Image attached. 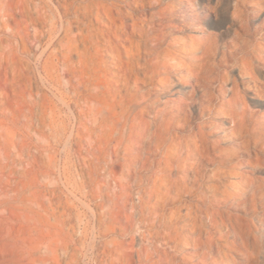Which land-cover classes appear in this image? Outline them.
Instances as JSON below:
<instances>
[{
  "label": "rangeland",
  "instance_id": "rangeland-1",
  "mask_svg": "<svg viewBox=\"0 0 264 264\" xmlns=\"http://www.w3.org/2000/svg\"><path fill=\"white\" fill-rule=\"evenodd\" d=\"M0 50V227L38 264H212L213 219L264 223V0H0Z\"/></svg>",
  "mask_w": 264,
  "mask_h": 264
},
{
  "label": "bare ground",
  "instance_id": "bare-ground-1",
  "mask_svg": "<svg viewBox=\"0 0 264 264\" xmlns=\"http://www.w3.org/2000/svg\"><path fill=\"white\" fill-rule=\"evenodd\" d=\"M91 6L93 8L97 7L100 11V9L104 7V4L102 2H98V3L94 2ZM16 58L17 57H15V59ZM3 89H5V87H3ZM6 94H7V98H6L7 100L4 103L7 106V112L10 113L12 116L11 115L9 116V114L2 115V117L0 118L1 119L0 126L1 128L8 127L6 136L9 137V140L7 143H4L2 145L4 147V150L7 151L11 143L15 145L13 142L15 140H13L12 142L11 140L15 139L19 133L18 132L19 128L17 127L18 125L17 119H18L19 114L16 110H14V107H13L14 103L12 101V98L10 97L11 95L8 93ZM14 96H17V93H14ZM8 153L9 152L7 151L6 153L7 158H9L10 156V154ZM252 163H255V162H252ZM17 189L19 190V188ZM252 192L253 193L251 194V196L248 197V201L252 205L256 204L258 201H264V185L262 184L255 185L252 189ZM14 204L15 203H13V205ZM14 210H11L12 213L16 215L13 221L5 222V225L2 228L0 227L1 228V236H0L1 238L0 239L4 241L5 248L7 246V249H5V252L1 253L2 260L0 261V264H38L39 259L37 257V254L39 253L38 251H40V249L42 248L40 247V245L42 244H40V241L36 240L34 236L37 230L35 219L34 217H32L28 219L29 221L27 220V223H23V220L21 219V217ZM244 216H242V214L241 215L233 214V215H230L229 216L230 218H228L227 220H220V219L216 220V219H213L212 217L213 219L212 229L213 230L215 229L218 232H222V231L224 232V230L226 231L228 230L229 234H232L235 237V241L230 242V244L222 245L219 242L220 239H216L212 233V264H264L263 218L262 216H257L255 218V221H256L255 223V221H250L248 218ZM0 251H2L1 247H0ZM229 251L231 252L233 251L235 255L229 254ZM237 257H240L243 261H240L239 260L240 258L238 259Z\"/></svg>",
  "mask_w": 264,
  "mask_h": 264
}]
</instances>
